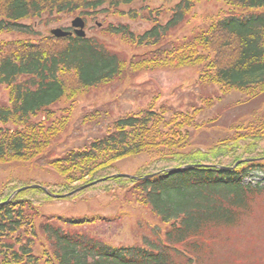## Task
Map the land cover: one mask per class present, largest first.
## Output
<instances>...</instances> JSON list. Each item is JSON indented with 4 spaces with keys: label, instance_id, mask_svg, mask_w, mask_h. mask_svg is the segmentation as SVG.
I'll return each mask as SVG.
<instances>
[{
    "label": "trees",
    "instance_id": "16d2710c",
    "mask_svg": "<svg viewBox=\"0 0 264 264\" xmlns=\"http://www.w3.org/2000/svg\"><path fill=\"white\" fill-rule=\"evenodd\" d=\"M135 1L138 0H0V32L31 37L36 31L22 24L24 20L72 12L84 17L109 15L113 10L122 16L119 8ZM210 1L213 0H177L166 16L158 22L150 21L151 26L141 34L121 23L108 26L105 32L130 45L159 50L161 40L189 20L196 5ZM214 1L222 2L231 12L208 32L194 33L174 43L172 49L163 50L165 57L158 61H142L144 67L124 59L96 39L48 36L0 43V86L6 88L10 104L0 107V163L41 158L68 128L69 118L53 110L57 103L108 85L128 72L204 64L213 71L207 78L213 84L264 92V0ZM166 123L152 111L119 119L111 134L91 146L92 151H110L76 180L78 184L72 183L70 177L64 184H38L50 195L73 193L66 200L96 189L102 193L121 186L138 189L140 204L146 205L164 226V230L158 227L157 242L148 240L143 247L118 249L96 243L86 234L66 233L56 222L37 225L38 208L57 199L40 188H28L7 201L18 189L31 186L10 182L0 192L2 264L36 263L39 256L50 260V264H201L199 258L210 254H206L208 244L220 241L219 229L234 224L245 200L257 192L242 185L244 171L240 169L250 163L233 167L241 160H264V132L240 135L205 152L175 151L154 162L155 168L138 176L139 180L117 178L112 166L117 160L163 145L175 148L170 141L163 144L161 139L157 142L151 137L160 126L167 127ZM106 155L110 157L103 160ZM91 158L89 151H71L65 159H53L49 164L65 176L75 169L81 171L77 162ZM186 166L200 167L169 173ZM83 222L73 225L79 228ZM37 237L43 240L38 244L39 253Z\"/></svg>",
    "mask_w": 264,
    "mask_h": 264
},
{
    "label": "rangeland",
    "instance_id": "374dc122",
    "mask_svg": "<svg viewBox=\"0 0 264 264\" xmlns=\"http://www.w3.org/2000/svg\"><path fill=\"white\" fill-rule=\"evenodd\" d=\"M176 2L138 0L121 6L122 16L113 10L109 15L101 13L86 17V37L96 39L134 64L158 61L159 57H165L163 50L172 49L174 43L194 33L208 32L211 26L231 12L222 2L214 0L196 5L189 20L161 40L159 50L144 45L133 46L105 32L108 26L121 23L141 34L151 26L150 21L158 22L166 16ZM79 13L43 14L35 18V36L0 32V43L35 41L50 36L53 29L68 30L70 22L80 16ZM30 23L24 22L25 25ZM212 75L213 71L204 64L146 69L137 74L128 72L108 85L83 91L72 100L60 101L53 110L58 116L63 114L69 118L67 130L52 144L48 153L35 161L0 163V192L10 182L46 186L64 184L70 177L72 183L78 184L76 180L110 151H92L93 143L111 134L117 120L144 116L148 111L155 113L157 119L162 116L167 122V127L160 126L151 137L157 142L161 139L163 144L170 141L175 148L163 145L117 160L112 163L116 175L138 177L155 168L154 162L159 158L175 151L205 152L240 135L264 132V92L213 84L207 79ZM0 107H10L9 94L4 86H0ZM81 150L92 154L90 160L77 162L82 172L75 169L62 176L49 164L53 159H65L71 151ZM109 157L106 155L103 160ZM248 163L247 167L240 169L245 172L243 184H249L257 192L247 194L250 197L245 200V207L238 212L240 214L236 213L234 224L219 229L220 241L208 244L206 254H210L199 258L201 264H264V160L254 159ZM138 193V189L121 186L106 193L96 189L72 200L57 199L38 208L39 217L35 224L56 222L66 233L86 234L96 243L112 248L143 247L148 240L157 242L158 235L155 234L158 227L164 230V226L146 205L140 204ZM82 221L85 222L79 228L73 225ZM40 242L43 243L42 238L37 237L36 253L41 251L38 248ZM49 261L39 256L36 264H50Z\"/></svg>",
    "mask_w": 264,
    "mask_h": 264
},
{
    "label": "water",
    "instance_id": "95a60500",
    "mask_svg": "<svg viewBox=\"0 0 264 264\" xmlns=\"http://www.w3.org/2000/svg\"><path fill=\"white\" fill-rule=\"evenodd\" d=\"M71 26H72V28H74V34H75L77 37H81V38H84V37H85V33H84V31H83V29H84V22H83V20H82L81 18H75V19L71 22ZM51 34H52L55 38H64V37H66V36H70V35H71L70 33H68V32H64V31H62L61 29H55V30H52V31H51ZM240 163H241V162H238V164H240ZM189 168H192V166L185 167V168H180V169H177V170H173L172 172H174V171H180V170H184V169H189ZM116 177L131 178V177L127 176V175H117ZM132 178H133V177H132ZM133 179H135V178H133ZM93 184H95V183H93ZM93 184H90V185L85 186V187H81V188H79L77 191H81V190H83V189H85V188H87V187H89V186H91V185H93ZM27 188H33V189H38V188H40V189H42L47 195H49V196H51L52 198H55V199L65 198V197L71 196V195L73 194V193H70V194H68V195H64V196L50 195V194L48 193V191H47L45 188H41V187L35 185V186L22 188V189H20V190H18V191H15V192L13 193L12 196L16 195V194L19 193L20 191L26 190Z\"/></svg>",
    "mask_w": 264,
    "mask_h": 264
}]
</instances>
